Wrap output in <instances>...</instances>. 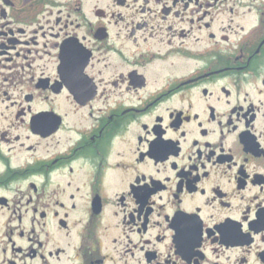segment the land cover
I'll list each match as a JSON object with an SVG mask.
<instances>
[{
	"label": "flooded vegetation",
	"instance_id": "af4514ba",
	"mask_svg": "<svg viewBox=\"0 0 264 264\" xmlns=\"http://www.w3.org/2000/svg\"><path fill=\"white\" fill-rule=\"evenodd\" d=\"M0 264H264V0H0Z\"/></svg>",
	"mask_w": 264,
	"mask_h": 264
}]
</instances>
